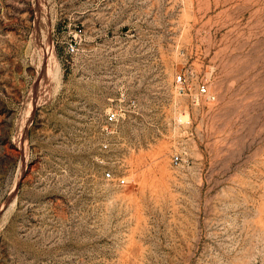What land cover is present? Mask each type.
I'll return each instance as SVG.
<instances>
[{
    "label": "rangeland",
    "instance_id": "rangeland-1",
    "mask_svg": "<svg viewBox=\"0 0 264 264\" xmlns=\"http://www.w3.org/2000/svg\"><path fill=\"white\" fill-rule=\"evenodd\" d=\"M0 264H264V0H0Z\"/></svg>",
    "mask_w": 264,
    "mask_h": 264
},
{
    "label": "built area",
    "instance_id": "built-area-1",
    "mask_svg": "<svg viewBox=\"0 0 264 264\" xmlns=\"http://www.w3.org/2000/svg\"><path fill=\"white\" fill-rule=\"evenodd\" d=\"M81 33V30L80 29H77L74 36H73V40H71L67 46H66V52L68 54H73L76 52L77 50V39L79 37ZM182 80V76L181 74H178L175 78V81L176 82H180ZM198 90L200 93L202 94H206L207 93V87L205 86V84H200L199 87H198ZM117 120V116H116V113L114 111H110L106 114L105 116V123L106 124H113L115 121ZM105 146V145H104ZM179 157L177 155H174L173 158H172V162L173 163H177ZM105 177L106 178H112V174L107 171L105 172ZM117 183L118 185L120 186H125L127 184V180L125 177L123 176H120L117 178Z\"/></svg>",
    "mask_w": 264,
    "mask_h": 264
},
{
    "label": "bare ground",
    "instance_id": "bare-ground-1",
    "mask_svg": "<svg viewBox=\"0 0 264 264\" xmlns=\"http://www.w3.org/2000/svg\"><path fill=\"white\" fill-rule=\"evenodd\" d=\"M37 1H38V0H37ZM34 4H35V3H34ZM37 5H38V2H37ZM40 6H41V5H40ZM36 9H38V8H36ZM37 14H38V13H37ZM38 15H39V14H38ZM43 20H44V19H43ZM44 22H46V21H44ZM38 23L40 24L41 22L38 21ZM33 24H34V23H33ZM46 26H47V25H46ZM47 27H48V26H47ZM38 29H39V28H38ZM49 29H50V28H49ZM36 31H37V30H36ZM36 31H35V32H36ZM38 31H39V30H38ZM38 31H37V32H38ZM33 32H34V31H33ZM46 34H47V33H46ZM32 37H33V36H32ZM36 37H38V36H36ZM46 37H49V36H46ZM40 39H41V38H40ZM40 39H39V40H40ZM50 40H51V39H50ZM32 41H33V40H32ZM37 42H38V41H37ZM32 43H33V42H32ZM35 43H36V41H35ZM38 43H39V42H38ZM48 43H49V42H48ZM50 44H51V43H50ZM33 46H34V45H33ZM46 46H47V45H46ZM50 46H51V45H50ZM53 46H54V45H53ZM36 47H37V46H36ZM39 48H41V47H39ZM47 48H48V47H47ZM52 48H53V47H52ZM52 48H51V49H52ZM37 49H38V48H37ZM53 49H54V48H53ZM47 50H48V49H47ZM47 50H46V51H47ZM37 51H38V50H37ZM53 51H54V50H53ZM42 52H43V51H42ZM52 55H53V54H52ZM47 56H48V55H47ZM50 56H51V55H50ZM54 56H55V55H54ZM48 57H49V56H48ZM39 58H40V57H39ZM41 58H43V57H41ZM41 58H40V60H42ZM51 58H52V57H51ZM49 59H50V58H49ZM49 59H48V60H49ZM48 60H47V61H48ZM49 61H50V60H49ZM53 62H54V61H53ZM40 63H41V62H40ZM50 63H51V62H50ZM57 63H58V62H57ZM51 65H52V64H51ZM49 69H50V68H49ZM49 69H48V70H49ZM52 69H53V68H52ZM50 70H51V69H50ZM50 70H49V72H51ZM54 70H55V69H54ZM36 72H37V71H36ZM40 73H41V72H40ZM51 73H52V72H51ZM56 74H57V73H56ZM52 75H53V74H52ZM38 76H39V75H38ZM45 76H46V75H45ZM40 77H42V76H40ZM48 77H49V76H48ZM51 78H52V77H51ZM42 79H43V78H42ZM47 80H48V79H47ZM39 81H40V80H39ZM41 81H42V80H41ZM45 81H46V80H45ZM48 81H49V80H48ZM42 82H43V81H42ZM49 82H50V81H49ZM42 84H43V83H42ZM45 84H47V83H45ZM50 85H51V83H50ZM56 85H57V84H56ZM38 86H39V85H38ZM38 86H37V87H38ZM47 87H48V86H47ZM49 87H50V86H49ZM39 88H40V87H39ZM42 88H43V87H42ZM45 88H46V87H45ZM56 88H57V87H56ZM40 90H41V89H40ZM41 91H42V90H41ZM41 91H40V92H41ZM37 92H39V91L37 90ZM42 92H44V91H42ZM46 93H47V92H46ZM48 93H49V91H48ZM48 93H47V96H48ZM50 93H51V92H50ZM44 94H45V93H43L42 95H44ZM52 94H55V93H52ZM50 95H51V94H50ZM45 97H46V96H45ZM49 99H50V98H49ZM36 101H37V100H36ZM41 101H42V99H39L34 105H35V106H38L39 103H41ZM31 105H32V104H31ZM34 105H33V107H31V109H29V110H30V113H28V120H29L28 123L30 122V119H31V117H32V113H33ZM29 108H30V107H29ZM22 114H23V113H22ZM26 116H27V115H26ZM21 117H22V116H21ZM22 121H23V120H22ZM18 123H19V127H20V122H18ZM23 125H24V124H23ZM17 126H18V124H17ZM19 127H18V131H19ZM22 127H23V126H22ZM24 127H25V125H24ZM23 129H24V128H23ZM21 130H22V129H21ZM16 133H17V132H16ZM19 136H20V135H19ZM16 138H17V137L15 136V138H14V141H15V142H17V141H16ZM19 138H20V137H19ZM16 144H17V143H16ZM24 165H25V164H24ZM25 166H26V165H25Z\"/></svg>",
    "mask_w": 264,
    "mask_h": 264
}]
</instances>
